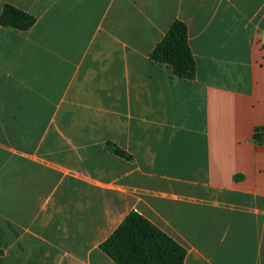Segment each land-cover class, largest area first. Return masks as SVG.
I'll list each match as a JSON object with an SVG mask.
<instances>
[{"label": "crops", "instance_id": "obj_1", "mask_svg": "<svg viewBox=\"0 0 264 264\" xmlns=\"http://www.w3.org/2000/svg\"><path fill=\"white\" fill-rule=\"evenodd\" d=\"M6 3L33 22L0 23V264H117L131 210L182 264H264V0ZM175 19L190 78L149 56Z\"/></svg>", "mask_w": 264, "mask_h": 264}, {"label": "trees", "instance_id": "obj_2", "mask_svg": "<svg viewBox=\"0 0 264 264\" xmlns=\"http://www.w3.org/2000/svg\"><path fill=\"white\" fill-rule=\"evenodd\" d=\"M32 16L12 4H4L0 23L19 29L27 28ZM151 60L169 64L181 78L194 75L195 65L187 42V28L175 19L149 53ZM264 128V126H263ZM116 153H121L113 148ZM99 248L117 264H182L185 249L135 210L129 211Z\"/></svg>", "mask_w": 264, "mask_h": 264}]
</instances>
